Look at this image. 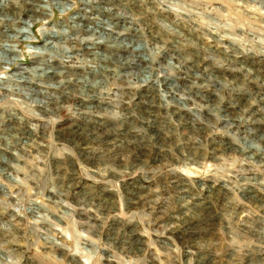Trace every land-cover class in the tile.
Segmentation results:
<instances>
[{"label": "rangeland", "instance_id": "374dc122", "mask_svg": "<svg viewBox=\"0 0 264 264\" xmlns=\"http://www.w3.org/2000/svg\"><path fill=\"white\" fill-rule=\"evenodd\" d=\"M84 3L0 0V264H264V0Z\"/></svg>", "mask_w": 264, "mask_h": 264}, {"label": "bare ground", "instance_id": "6f19581e", "mask_svg": "<svg viewBox=\"0 0 264 264\" xmlns=\"http://www.w3.org/2000/svg\"><path fill=\"white\" fill-rule=\"evenodd\" d=\"M57 1V0H56ZM112 0H100V2L102 3V4H108L109 2H111ZM81 2H85L84 4H85V6L86 5H88L89 4V0H81ZM113 11V10H112ZM5 13H7V12H5ZM4 13V14H5ZM8 16V15H7ZM13 17V16H12ZM119 18H122V17H120L119 16ZM81 20H84V19H80L79 17H73V18H71V22H72V27L75 29V30H80V29H82L83 28V26H85L84 24H82L81 23ZM120 22V21H119ZM123 22V21H122ZM128 22V21H127ZM5 23V22H4ZM21 28H23V27H21ZM92 28V27H91ZM99 29H100V27H98ZM20 29V28H19ZM24 29V28H23ZM129 29L130 28H128V27H126V26H123V27H117L116 25H114V24H112L111 22L109 23V25H107V24H103V26H101V30H94V29H91V31L89 32V33H92V35H98V37L97 38H100V40H101V42L100 41H96V43L95 44H99L98 45V47H100V46H104V43L106 42V41H109L110 43L111 42H113V41H116V40H125L127 37H129V36H132V31H129ZM51 30V29H50ZM63 30V29H62ZM128 33H130L129 35H127ZM47 34V36H48V38L49 39H52V38H54V37H56V35H57V33H56V31H53V30H51L50 32H49V30H48V33H46ZM58 35H60V34H58ZM135 36V35H134ZM103 39V40H102ZM104 39H105V41H104ZM4 42V41H3ZM104 42V43H103ZM109 42H107L108 44H109ZM124 42V41H123ZM136 42V41H135ZM155 44V43H154ZM46 46H47V44H45ZM45 45H43V47L45 46ZM51 45V44H50ZM53 45V44H52ZM136 47V46H135ZM138 47V46H137ZM216 50H218L217 49V47H218V45L217 44H214V46H213ZM53 48V47H52ZM132 48V47H131ZM36 49H38V50H40V48H36ZM44 49V48H43ZM67 49V48H66ZM98 49V48H97ZM224 49V48H223ZM222 49V50H223ZM219 51V50H218ZM139 52V51H138ZM229 52V51H228ZM119 53V52H118ZM117 53V54H118ZM10 54V53H9ZM8 54V55H9ZM105 54V53H104ZM106 54H108V56H110V57H108V56H105L104 58L106 59L107 58V60H108V58H113V57H116V55H113V53H109L108 51H107V53ZM120 54V53H119ZM14 56V55H13ZM102 56V55H101ZM100 56V57H101ZM126 56V55H125ZM63 57V56H62ZM226 57L227 58H234L235 56L234 55H232V54H226ZM1 59H3V58H0V60ZM8 59H10V57H8V56H5L4 57V59L3 60H8ZM36 59H38V57L36 58ZM100 59V58H99ZM222 59V58H221ZM222 62V61H221ZM11 63V62H10ZM36 64V63H35ZM52 67H53V65H51ZM44 69V66H42L41 68H39L37 65H35V67L34 68H29L30 70H27V71H25L24 73H20V74H15V76H20L19 78H21V79H24V78H28V75H24V74H29V75H31L32 77H35L36 76V74H38V73H40V75H39V77L40 76H43V74L45 73V71L44 70H42L41 71V69ZM69 68H73V67H70L69 66ZM80 68H81V66H80ZM105 68V67H104ZM50 69H52V76H48V74L49 73H47V75H46V77L49 79V80H51V79H53V78H55V77H57L58 78V76H62V74H60V73H58V72H56V70L54 69V68H50ZM60 69V68H59ZM100 70V69H99ZM36 71V73H34ZM126 71V70H125ZM140 71V70H139ZM106 72V71H105ZM255 72H260V80H261V84H258V83H256V82H254V81H252V84H253V86L256 84V85H264V69H261L260 71H258V69H256L255 70ZM132 73V72H131ZM46 74V73H45ZM105 74V73H104ZM51 75V74H50ZM65 75V74H64ZM31 77V78H32ZM154 77V76H153ZM243 78V77H242ZM29 79V78H28ZM63 79H65V78H63ZM67 79V78H66ZM69 79V78H68ZM82 79H84V80H82ZM30 80V79H29ZM139 80V79H138ZM56 81H59L61 84L63 83L64 84V81L63 80H60V79H56L55 80V82ZM75 81H77V82H79V83H81V84H85V85H95V84H99V83H97V82H95V81H93V82H90L89 81V79H85V78H82V77H80V78H77V80H75ZM247 81V80H246ZM66 83H68V82H71V81H65ZM254 82V83H253ZM84 85V86H85ZM255 85V87H256V89H257V87L258 86H256ZM106 86V85H105ZM187 88V87H186ZM190 88V87H189ZM61 89V88H60ZM167 89V88H166ZM89 90V89H88ZM37 91V90H36ZM256 92H260V91H256ZM57 94V93H56ZM51 97H52V95L51 94H49ZM141 97H143V95H141ZM139 101H141V100H139ZM97 109V108H96ZM250 114V113H249ZM252 114V113H251ZM252 116V115H251ZM225 123V122H224ZM75 128V127H74ZM79 130H81V129H79ZM83 131V130H82ZM249 197V196H248Z\"/></svg>", "mask_w": 264, "mask_h": 264}]
</instances>
